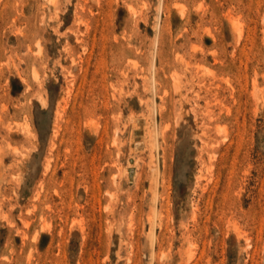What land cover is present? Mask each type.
Returning <instances> with one entry per match:
<instances>
[{
  "label": "rangeland",
  "instance_id": "rangeland-1",
  "mask_svg": "<svg viewBox=\"0 0 264 264\" xmlns=\"http://www.w3.org/2000/svg\"><path fill=\"white\" fill-rule=\"evenodd\" d=\"M0 264H264V0H0Z\"/></svg>",
  "mask_w": 264,
  "mask_h": 264
}]
</instances>
